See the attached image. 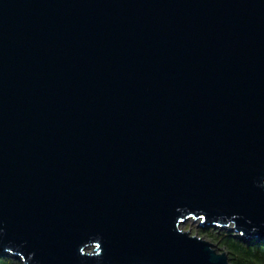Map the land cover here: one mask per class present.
Here are the masks:
<instances>
[{
  "label": "water",
  "instance_id": "95a60500",
  "mask_svg": "<svg viewBox=\"0 0 264 264\" xmlns=\"http://www.w3.org/2000/svg\"><path fill=\"white\" fill-rule=\"evenodd\" d=\"M264 240V0H0V255L232 264Z\"/></svg>",
  "mask_w": 264,
  "mask_h": 264
},
{
  "label": "trees",
  "instance_id": "16d2710c",
  "mask_svg": "<svg viewBox=\"0 0 264 264\" xmlns=\"http://www.w3.org/2000/svg\"><path fill=\"white\" fill-rule=\"evenodd\" d=\"M199 231L207 233L209 237L220 243L222 248L229 254L232 264H264V240L252 238H239L232 231H217L215 227L210 226ZM0 264H21L8 255H0Z\"/></svg>",
  "mask_w": 264,
  "mask_h": 264
},
{
  "label": "rangeland",
  "instance_id": "374dc122",
  "mask_svg": "<svg viewBox=\"0 0 264 264\" xmlns=\"http://www.w3.org/2000/svg\"><path fill=\"white\" fill-rule=\"evenodd\" d=\"M181 227H182L183 229H185V230H187V229L190 230L192 234H198V235H200V236H203L204 238H207V239H209V240L215 242L216 244H218V245L221 247L222 250H224V249L222 248V246L220 245V243H218V242H216L215 240L211 239L207 233H203V232L201 233V232L199 231L200 227L198 226V221H194L193 219H191V220H187L184 224L181 225ZM209 227H210V226H208V228H209ZM212 227H213V226H212ZM215 228H216L217 231L227 230L226 228H218V227H215ZM202 229H204V228H202ZM233 234H234V233H233ZM6 255H8V254H6ZM8 256L12 257L11 255H8ZM13 258H14V257H13ZM15 259L18 260L17 258H15ZM20 263L22 264L21 261H20Z\"/></svg>",
  "mask_w": 264,
  "mask_h": 264
},
{
  "label": "bare ground",
  "instance_id": "6f19581e",
  "mask_svg": "<svg viewBox=\"0 0 264 264\" xmlns=\"http://www.w3.org/2000/svg\"><path fill=\"white\" fill-rule=\"evenodd\" d=\"M191 220V219H190ZM198 221V220H197Z\"/></svg>",
  "mask_w": 264,
  "mask_h": 264
}]
</instances>
